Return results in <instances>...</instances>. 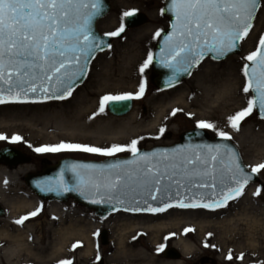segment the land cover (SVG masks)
Instances as JSON below:
<instances>
[{
  "label": "rangeland",
  "instance_id": "374dc122",
  "mask_svg": "<svg viewBox=\"0 0 264 264\" xmlns=\"http://www.w3.org/2000/svg\"><path fill=\"white\" fill-rule=\"evenodd\" d=\"M165 0H108L110 10L104 19L97 23V29L102 33L114 32L120 28L122 14L133 11L140 12L146 17V22L138 27L127 29L124 25V31L120 37H112L114 42L111 48L94 59L89 68V73L85 82L76 88L69 98L65 100H52L46 102H24V103H5L0 105V116L10 114L11 111L29 112V111H60L64 113L80 112L81 119L87 118L93 122L101 115H108L106 109L99 112L100 99L103 96H123L128 93L135 94L139 91L140 83L143 80V95L134 98V107L128 116H133L131 123L145 124L154 118H158V125L152 131L139 134L132 139L100 140L99 143H92V138L88 135L74 134L72 136L61 133V130L49 128L45 133L59 134L58 140H49L44 144H33L27 137L20 135H6L7 139L0 140V148L6 145L13 146L24 153L29 161L17 166L5 167L15 170L25 168L23 174L13 175L11 172H5L4 192L5 198L9 201L17 199H37L36 206L30 208H13L14 217L11 219L10 228L14 232L30 231L29 236L24 241V246L28 247L36 256L30 252H22V264H60L61 261H71V264H107L113 255L115 248V227L124 224L128 218L122 214H159L156 213H130L116 211L106 217H98L94 211L85 208L72 200L65 203L56 202L43 204L29 190L24 183V178L28 173H37L41 170L43 164L53 163L60 157L70 156L85 160H101L104 158L119 157L130 155V152H119L114 156H102L94 153L85 152H36L34 149L46 146H54L60 143H72L89 145L98 148H109L113 145H129L132 140H137V149L150 148L155 145H171L178 141L180 133L193 129L197 122L205 121L214 124L215 129H205L212 137L217 131L228 133L230 140L238 149L242 162L248 170L252 167L264 163V120L257 117L255 111L245 117L240 123L239 130H233L228 126V117L235 115L247 107V102L252 99L251 91L243 92L246 78L243 74L244 64L248 63L244 57L256 50L260 37L264 35V0H260V6L256 14L248 35L240 43V52L237 55L230 56L222 61H214L209 58L204 59L201 64L195 68L192 74L177 86L167 91H156L153 88L150 64L141 74L139 69L149 54H151L155 42V33L161 32L168 27V20L162 14V7ZM124 23V22H123ZM131 57L133 58L132 60ZM141 58V59H139ZM229 82L231 89L222 90V82ZM237 84V85H235ZM238 98L244 99V104L237 108ZM96 103H93V101ZM145 107L146 113L141 112ZM76 110V111H75ZM173 110H177L173 115ZM159 111V113H158ZM12 113V112H11ZM159 114V115H158ZM162 115V117H161ZM126 116V117H128ZM120 118V119H125ZM11 123H9L10 125ZM81 124V123H80ZM7 126L6 129L17 128L28 131L23 125ZM164 132L161 134L160 129ZM103 138L105 132L99 133ZM0 135L2 133L0 132ZM4 136V135H3ZM13 136L20 137L19 141H13ZM53 165V164H52ZM2 166V165H0ZM4 167V166H3ZM259 181L250 184L253 188L250 197L245 198L244 194L228 202V204L219 209L206 208H178L172 207L168 210H175V213L181 214L190 212V219L186 222L198 221L205 218L208 221L221 220L224 217L234 215L236 212L248 209L257 219H263L259 215V209L264 208V170L257 174ZM260 189L259 195H254ZM239 204V205H238ZM4 214L0 220L4 221L9 216L11 208H7L0 203ZM55 208V210H53ZM39 209L36 216L29 214ZM53 210V211H52ZM253 212V213H252ZM166 214V213H164ZM29 218L22 224H16L15 221L21 217ZM145 216V215H141ZM97 222V225H91L89 232L94 250L86 252L84 243L79 236H67L62 239L60 230L69 225L86 226L91 222ZM206 224L205 230H211L214 225ZM184 225L180 228L182 229ZM106 232L107 243L102 244L100 233ZM259 231L261 227H259ZM16 232V233H17ZM184 237L197 243L194 237V230L185 232ZM142 240V239H141ZM175 235L166 238L159 247L155 259V264H164L175 259H167L163 256V251L168 247H173ZM212 239L206 237L197 247L196 253L187 257L181 254L178 259L180 264H240L234 257L226 259L225 255L219 250H212ZM198 244V243H197ZM196 244V245H197ZM76 245L74 248L73 246ZM208 245V247H205ZM63 247L64 249H60ZM176 249L175 247H173ZM178 252L179 250L176 249ZM180 253V252H179ZM99 257V258H98ZM175 262V261H173Z\"/></svg>",
  "mask_w": 264,
  "mask_h": 264
},
{
  "label": "snow or ice",
  "instance_id": "6c2138e0",
  "mask_svg": "<svg viewBox=\"0 0 264 264\" xmlns=\"http://www.w3.org/2000/svg\"><path fill=\"white\" fill-rule=\"evenodd\" d=\"M171 4L173 7L168 11L173 12L178 23L174 25V34L167 38L168 51L164 66L173 69L175 76L181 70L190 74V70L206 55L219 60L233 51L237 41L248 35L259 0H171ZM101 12L102 0H0V105L27 102L25 98L30 94H43L48 99H65L70 95L76 81L86 74L89 60L105 46L103 39L91 30L92 21ZM132 15L134 12L128 11L122 17ZM123 31L122 19L119 29L104 35L117 37ZM159 36L158 31L154 39ZM244 59L249 63H245L243 68L247 81L243 92L251 91L255 95L248 100L246 108L228 117V126L236 131L257 106L261 118H264V35L260 37L256 50ZM152 60L149 54L140 66L141 74ZM143 90L142 80L135 94L103 96L99 112H103L110 102L139 98ZM176 111L173 110L172 114L175 115ZM215 127L205 121L196 124V128L201 130H214ZM160 132L162 134L164 129L161 128ZM216 135L224 140L232 139L226 132L217 131ZM4 139L7 138L0 135V140ZM11 139L19 141L20 137L13 136ZM137 143V140H132L129 145H113L109 148L60 143L34 151L85 152L107 157L119 152H130L137 158L135 162L107 165L100 174L96 173L95 165L73 166L85 171L74 172L78 184L72 190L99 195L101 199H115L120 204H125L124 197L130 196L131 202L137 207L125 210L133 211L163 212L172 207H223L225 199L242 195L244 186L264 170V163H261L253 166L251 173H247L239 164L237 154L227 144L214 148L201 146L206 147L207 151L190 155L169 157L161 154V158L153 162L151 157L157 154L140 155ZM133 163L135 168L124 167ZM193 188H211L213 191L193 193ZM173 194L180 197L175 203H160L155 208L149 205L146 209L138 206L141 203L148 204L149 200L160 202L167 198L171 201ZM259 194L260 189H257L254 195ZM216 196L219 199H215ZM204 197L208 198V203L200 202ZM38 212L39 209L29 215L36 216ZM28 218L21 217L15 223L22 224ZM190 231L193 229H185V232ZM60 264H71V261H61Z\"/></svg>",
  "mask_w": 264,
  "mask_h": 264
},
{
  "label": "bare ground",
  "instance_id": "6f19581e",
  "mask_svg": "<svg viewBox=\"0 0 264 264\" xmlns=\"http://www.w3.org/2000/svg\"><path fill=\"white\" fill-rule=\"evenodd\" d=\"M132 59L131 57L130 60ZM220 85L223 87V92L231 89L229 82L225 81ZM93 103H96V100ZM237 103V108L240 109L244 104V99L238 98ZM23 111L16 113L11 111L10 114L0 116V132L2 135H20L27 137L33 144H44L49 140H58L59 134L45 133L49 128L53 129L54 127L61 130L60 134L63 132L70 136L74 134L88 135L92 138L91 142L97 144L103 139H132L139 134L152 131L158 125V118H154L145 124H133L131 123L133 116L116 119L108 113V115H101L90 122L87 118L81 119L79 111L78 113ZM9 123L11 124L9 125ZM8 125H23L27 127L28 131L17 128L6 129ZM101 132H105L103 138L99 134ZM5 167L8 166H0V203L9 209L11 208V210L6 220H0V264H22L23 251H28L36 256V253L24 246V241H26L25 239L29 236L30 231L25 229V231H16V233L11 230L9 222L14 217L13 208H30L36 206L38 201L35 198L13 201L5 198L3 189L6 179L5 172L18 175L23 174L26 170L23 167L15 170ZM252 189L248 187L245 190V194L243 193L244 196L247 195L245 198L250 197ZM247 210L245 208L241 209L234 215L224 217L221 220L208 221L203 218L190 223L186 221L190 219V214L193 213L177 214L175 210H168L170 212H164L166 214L163 212L159 214H122L128 218V221L115 227L116 244L113 255L107 264H155V255L158 248L166 238L173 234L175 240L172 246L178 249L183 257L195 254L202 240L211 237L212 250L221 251L225 257H234L239 260L240 264H264V221L263 219H257L258 216L255 212L251 215ZM258 212H260L259 215L264 216V208L259 209ZM97 224L93 221L86 226L76 225V228L69 225L67 228L60 230L61 238L65 239L71 235L79 236L83 240L85 251L92 252L94 246L89 232L92 230L91 225ZM206 224H209V227L214 225V228L205 230ZM182 225L184 226L181 229ZM259 227L263 231H259ZM189 228L194 230L197 245L193 243L194 241L192 242L184 237V230ZM60 249L63 250L64 248L60 247ZM239 257H242V259H238ZM164 264L180 263L178 260H172Z\"/></svg>",
  "mask_w": 264,
  "mask_h": 264
},
{
  "label": "water",
  "instance_id": "95a60500",
  "mask_svg": "<svg viewBox=\"0 0 264 264\" xmlns=\"http://www.w3.org/2000/svg\"><path fill=\"white\" fill-rule=\"evenodd\" d=\"M260 5V0H259ZM171 0H165L162 8V14L168 19V27L164 29L160 36L157 39L156 45L153 50V60L151 63V68L153 73L155 74V77L153 78V83L156 87L159 89H168L171 87H174L178 85L180 82L188 78L192 71L200 65L203 59L210 58L215 61H222L230 56L237 55L240 52V42L242 39L237 41L236 48L229 52L225 57L222 59L216 60L211 58L210 55H206L202 60L199 61L198 64H196L191 70L190 74L188 72H183L182 70L179 72V74L174 76V70L168 67H165L164 64L166 62V55L168 51V37L174 34V25H177L178 21L173 14V12L168 11L169 8H172ZM259 8V7H258ZM258 8L251 20V24H253V21L255 19L256 13L258 11ZM110 10V4L108 0H102V12L99 16H97L91 24V30L92 32L98 36L101 37L104 41V47L103 50H97L94 57L91 58L87 65V71L84 77L80 80H77L75 83V86L73 87V90L76 89L78 86H80L84 80L86 79L88 69L90 66V63L95 58L96 54L104 52L108 50L110 47H107V45H111L112 38L106 37L105 35L101 34L97 27L96 23L104 18ZM146 22V17L142 13H134V15L130 17H125L124 23L127 28H134L138 27ZM206 51V49H204ZM249 63V62H248ZM73 68H75V65H73ZM72 90V91H73ZM72 93V92H71ZM252 98L255 95L252 93ZM71 95V94H70ZM70 95L66 96L65 99H67ZM27 102H45L50 100H65V99H48L43 94H39L37 96H32L31 94L29 97L25 98ZM132 100H124V101H116V102H110L107 106L108 111L116 117H121L127 115L131 109H132ZM255 113L258 116V118L262 117V114L259 111V107L257 106L255 109ZM227 144L233 152L237 154L238 162L239 164L244 168V170L247 173H251L250 170L246 168V166L243 164L242 159L240 157V153L236 146L230 141V140H224L221 137H214L211 138L208 132L201 129H190L187 131L182 132L179 137L178 141L172 145H157L153 146L148 149H139L140 155H146L151 153H156V156H152L151 160L155 162L156 160H159L161 158V154H167L169 157L179 156V155H190L194 154L195 152H203L207 151L206 147L201 146H212L213 148L217 145ZM178 150V151H174ZM136 157H134L132 154L128 156H122V157H115V158H107L101 161H93V160H83V159H74V158H62L58 160V162L55 165L48 166L43 165L41 170L37 173H29L25 176L24 181L27 187L39 198L48 200V201H59V202H67L68 200H73L77 204L92 209L94 213L99 217H106L112 212L115 211H126V212H133V213H140V212H146V213H155L152 211H133V210H125L127 209H133L137 207V205L133 204L131 202V197H124L125 204H120L115 199H101L99 195H94L91 193H84L82 194L81 191L72 190L77 187L78 179L76 176H74L75 171H85L84 169H81L79 167H73V166H79V165H95L96 166V173L100 174L102 169H105V166L117 164L123 161H136ZM227 159V157H225ZM29 161V158L24 155L22 151L19 149L12 147V146H4L0 148V164L12 167L17 166L21 163H27ZM124 167L127 168H135V163L131 165H124ZM258 176L257 174L254 176V178L249 181L247 185L248 186L251 183L257 182ZM167 183V181H165ZM238 187V185H237ZM218 190V189H217ZM244 190V189H243ZM213 190L211 188L204 189V188H193V193H211ZM187 195V192L184 193ZM156 195H160L159 193H156ZM215 199H219V196L214 197ZM177 199H180V197H176L173 194L172 200L168 201L167 198H165L163 201L157 202V201H148V204L141 203L138 205L141 209L148 208L149 205H151L153 208L159 207L160 203H166V202H172L175 203ZM199 199V197H197ZM235 199V198H234ZM93 200H99V203L92 202ZM233 199H225L224 205H226L229 201ZM188 202V201H184ZM200 202L208 203L209 200L207 197H204L203 200ZM224 207V206H223ZM222 207H215V208H207V209H218ZM4 214V211L0 207V216ZM101 243L106 244L107 243V235L106 232L101 233ZM163 256L167 259H175L178 260L180 258V253L174 249L173 247L167 248L163 252Z\"/></svg>",
  "mask_w": 264,
  "mask_h": 264
},
{
  "label": "flooded vegetation",
  "instance_id": "af4514ba",
  "mask_svg": "<svg viewBox=\"0 0 264 264\" xmlns=\"http://www.w3.org/2000/svg\"><path fill=\"white\" fill-rule=\"evenodd\" d=\"M122 35V34H121ZM113 42H114V39L112 40V44H113ZM151 67V66H150ZM152 71V70H151ZM153 77H154V75H153ZM152 84H153V82H151ZM153 88L156 90V91H167V90H169V89H166V90H161V89H159V88H157L154 84H153ZM143 95V94H142ZM145 95H143V97H144ZM146 97V96H145ZM133 105H134V100H133ZM106 111H107V107H106ZM141 112L143 113V114H145L146 113V109H145V107H142V109H141ZM108 113V112H107ZM110 116H112V115H110ZM116 119H120L119 117H115ZM121 118H124V117H121ZM64 157H70V156H63V157H60L59 159H61V158H64ZM71 158H74V157H71ZM58 159V160H59ZM57 160V161H58ZM30 161H31V159H30ZM57 161H55V162H53V163H48V165H52V164H55ZM41 202H42V205L43 204H49V203H56L55 201H52V202H50V201H42V200H40Z\"/></svg>",
  "mask_w": 264,
  "mask_h": 264
}]
</instances>
